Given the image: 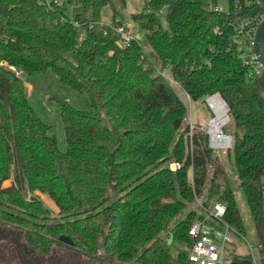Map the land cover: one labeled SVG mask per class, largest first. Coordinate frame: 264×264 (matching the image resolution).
Returning <instances> with one entry per match:
<instances>
[{
    "label": "trees",
    "instance_id": "trees-1",
    "mask_svg": "<svg viewBox=\"0 0 264 264\" xmlns=\"http://www.w3.org/2000/svg\"><path fill=\"white\" fill-rule=\"evenodd\" d=\"M145 1L132 15L143 35L122 49V24L101 22L112 0H0V226L23 232L39 255L66 236L96 262L187 264L189 230L201 218L190 205L207 185L211 201L225 205V221L243 233L228 176L220 167L210 174L209 135L188 123L176 85L191 102L220 94L229 107L228 154L264 247V89L258 63L239 43L242 21L259 20L264 0H228L226 11L219 0ZM68 6L81 12L72 16ZM3 63L52 71L88 96L92 112L57 101L65 152ZM40 195L57 210L48 227L36 221L50 213Z\"/></svg>",
    "mask_w": 264,
    "mask_h": 264
},
{
    "label": "rangeland",
    "instance_id": "rangeland-1",
    "mask_svg": "<svg viewBox=\"0 0 264 264\" xmlns=\"http://www.w3.org/2000/svg\"><path fill=\"white\" fill-rule=\"evenodd\" d=\"M204 1L210 2L211 0ZM145 5V0H112L111 4L107 5L101 10V22L103 24L110 25L115 18L116 22H120L122 25H125L127 28L131 29V31L137 34V37H141L143 33L133 21L132 15L143 12ZM218 5L223 11H226L228 10L229 2L228 0H219ZM80 12V7L68 6V13H70L72 16ZM87 16L88 14L86 17ZM159 17L162 26L165 29H168L167 8H163L160 11ZM160 71L164 75L170 76V70L168 68H160ZM22 80L25 86L26 84L31 85V93L28 95L30 104L35 109L40 119L50 126L49 133L56 137L59 149L62 152H65L67 149V144L57 101L58 99L66 100L78 110L92 112L93 108L90 104L88 96L62 85L58 81L57 76L52 71H48L45 75L23 73ZM176 91L187 103L188 123L191 125V127H197L208 132L209 122L216 116L214 110L211 109L206 102L208 96L204 97L200 101L191 102L189 101L188 96L184 94L177 85ZM211 117L213 118L210 120ZM222 130L226 135L231 136L234 132V125L227 122L223 126ZM216 167L223 169L228 176L230 185L235 192L239 213L245 225L241 237L233 234L234 245L227 246V252L228 254L231 253V256L233 257H235V254L233 253L235 251L236 254L241 252L244 256H247L249 245L255 249L259 248V242L256 235V223L247 205L244 193L239 185L236 170L233 166V159L229 156L228 150L213 149V162L210 165V174ZM40 199L43 201L44 205L50 209V213L46 215V219L40 218L36 221L39 225L48 227L53 224V217H56L57 210L54 203L48 196L40 195ZM199 199L204 202H210L213 199L209 198V185H207L203 190V193H201ZM199 199L195 198L194 203L190 205V209L195 210V212L200 215L198 207ZM177 220L178 219H175L170 224V226H173ZM3 229L4 228L0 229V264H23L19 259L18 254L15 253L14 249H12L11 254H9L8 246L12 243L13 239L11 235L13 233L18 242L23 243L24 233L13 230L9 227L6 228L7 232L5 233L8 238L3 239ZM9 232L12 234H9ZM162 236H164V233H162ZM100 252L104 255L103 250ZM40 258L44 260V264H108L105 262H96L87 259L86 257L80 255L73 247L64 243L54 245L47 256Z\"/></svg>",
    "mask_w": 264,
    "mask_h": 264
},
{
    "label": "built area",
    "instance_id": "built-area-1",
    "mask_svg": "<svg viewBox=\"0 0 264 264\" xmlns=\"http://www.w3.org/2000/svg\"><path fill=\"white\" fill-rule=\"evenodd\" d=\"M52 2L56 5H60L61 0H52ZM263 19L264 15H262L259 20L248 19L242 21L241 29L239 30V34L241 35L239 43L245 45L246 54L252 57V59L256 62L257 60L255 59L253 53L255 44L254 37L257 27L263 21ZM75 27L80 30V38H83L85 35V30L81 27V24L79 22H75ZM115 30L122 35V38L119 41V46L122 49L130 47L132 42L139 38L137 37V34H135L125 25H121V27L119 26ZM2 65L8 66L4 63ZM258 65V70L261 74L262 67L259 63ZM8 67L18 78H22V70L11 66ZM28 91L29 90L27 89V92ZM222 138L228 139L224 131L218 134L216 138L211 136L210 148L214 150L231 149L232 142H230L229 139L225 145H214L215 139L220 141ZM180 168L181 165L179 163L170 164V169L174 172ZM196 199H199V196H196ZM198 207L201 218H198L192 224L189 230V234L193 239V245L189 251L187 264H264V254L262 253L264 247L261 244H259L258 249H255L249 245L247 256H244L241 252L237 254L236 251L233 252L235 256L242 255L240 259L234 258L231 256V253L228 254L226 247L234 245L233 234L241 237L242 233L225 221L224 217L226 215V207L224 204L218 201L204 202L199 199Z\"/></svg>",
    "mask_w": 264,
    "mask_h": 264
},
{
    "label": "water",
    "instance_id": "water-1",
    "mask_svg": "<svg viewBox=\"0 0 264 264\" xmlns=\"http://www.w3.org/2000/svg\"><path fill=\"white\" fill-rule=\"evenodd\" d=\"M254 41H255V44H254V48H253V53H254L255 59L257 60V62L262 67V71H261V74L259 76L258 83L264 89V19L259 24V26L257 27L255 37H254ZM216 95L219 96L223 100L224 105L227 108V119L229 120V115H228L229 107L227 106L226 102L224 101V99L221 97L220 94H215L213 96H216ZM213 96H211V97H213ZM206 102H207V100H206ZM207 104H208V102H207ZM211 121H213V119ZM210 122H209V126H210ZM222 132L223 131L221 130L220 133H222ZM207 133L209 135V145H211V134H210L209 128H208ZM227 137H228L229 141L232 142V136L227 135ZM59 240L66 245L73 246V242L69 237L61 236L59 238Z\"/></svg>",
    "mask_w": 264,
    "mask_h": 264
},
{
    "label": "bare ground",
    "instance_id": "bare-ground-1",
    "mask_svg": "<svg viewBox=\"0 0 264 264\" xmlns=\"http://www.w3.org/2000/svg\"><path fill=\"white\" fill-rule=\"evenodd\" d=\"M208 105L211 109L214 110L216 116L213 121L210 122L209 131L213 138H216L220 131L222 130L223 126L229 122L227 119V108L224 105L223 100L219 96H213L207 98ZM228 139L222 138V140H214V145H225L227 144Z\"/></svg>",
    "mask_w": 264,
    "mask_h": 264
},
{
    "label": "flooded vegetation",
    "instance_id": "flooded-vegetation-1",
    "mask_svg": "<svg viewBox=\"0 0 264 264\" xmlns=\"http://www.w3.org/2000/svg\"><path fill=\"white\" fill-rule=\"evenodd\" d=\"M1 228H4L2 231V233H3L2 238L7 239L8 237H7V235H5V233L7 232L6 228H9V227H1L0 226V229ZM9 234H12V233L9 232ZM11 236H12L13 240H12V243L8 246L9 254H11V250L14 249L15 253L18 254V257L23 264H44L43 263L44 260H42V258H40V257H45V256L37 254L34 249L29 247L27 245V243L25 242V238L23 239V241H24L23 243H19L18 240L14 237V233ZM11 236H9V237H11Z\"/></svg>",
    "mask_w": 264,
    "mask_h": 264
},
{
    "label": "crops",
    "instance_id": "crops-1",
    "mask_svg": "<svg viewBox=\"0 0 264 264\" xmlns=\"http://www.w3.org/2000/svg\"><path fill=\"white\" fill-rule=\"evenodd\" d=\"M26 88L29 90V91H28V95H30V93H31V85L26 84Z\"/></svg>",
    "mask_w": 264,
    "mask_h": 264
}]
</instances>
